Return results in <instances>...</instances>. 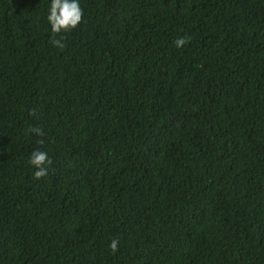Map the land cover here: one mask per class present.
<instances>
[{"label":"trees","instance_id":"16d2710c","mask_svg":"<svg viewBox=\"0 0 264 264\" xmlns=\"http://www.w3.org/2000/svg\"><path fill=\"white\" fill-rule=\"evenodd\" d=\"M50 3L0 0V264H264V0H79L55 37Z\"/></svg>","mask_w":264,"mask_h":264},{"label":"clouds","instance_id":"9594fccd","mask_svg":"<svg viewBox=\"0 0 264 264\" xmlns=\"http://www.w3.org/2000/svg\"><path fill=\"white\" fill-rule=\"evenodd\" d=\"M84 12L80 7L79 0H51L49 12L47 16L48 23L51 26V32L56 35L61 33H68L75 30L83 21ZM65 37L60 36L59 39L52 38L50 43L57 49L63 50L67 45L64 43ZM189 41L185 38H178L175 42L177 48L184 47ZM37 136H43V130L39 127H32L28 130ZM39 144H43L44 141L38 140ZM29 163L36 170L34 177L37 180L47 177L49 166L52 164V160L49 158L47 152L42 150H35L31 153ZM119 242L113 239L109 244V248L114 254L118 250Z\"/></svg>","mask_w":264,"mask_h":264}]
</instances>
